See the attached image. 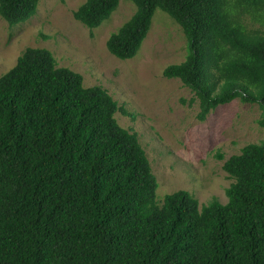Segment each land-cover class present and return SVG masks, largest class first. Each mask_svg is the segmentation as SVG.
Wrapping results in <instances>:
<instances>
[{"label": "trees", "instance_id": "trees-1", "mask_svg": "<svg viewBox=\"0 0 264 264\" xmlns=\"http://www.w3.org/2000/svg\"><path fill=\"white\" fill-rule=\"evenodd\" d=\"M127 1L134 10L104 41L109 54L132 58L159 9L186 44L161 75L191 91L195 118L238 98L256 105L264 132V0ZM37 2L0 0V17L22 23ZM117 4L83 0L71 16L92 29ZM117 111L133 117L44 48H24L0 75V264H264V140L222 162L224 203L199 206L181 189L159 201Z\"/></svg>", "mask_w": 264, "mask_h": 264}, {"label": "rangeland", "instance_id": "rangeland-1", "mask_svg": "<svg viewBox=\"0 0 264 264\" xmlns=\"http://www.w3.org/2000/svg\"><path fill=\"white\" fill-rule=\"evenodd\" d=\"M82 2L38 0L33 16L12 26L0 17V75L24 48L48 50L56 66L79 73L85 87L101 86L133 114L129 118L117 111L113 117L136 133L155 177V199L181 189L199 206L212 199L224 203L232 179L222 162L243 145L264 140L256 105L235 98L198 121L197 101L187 105L191 91L178 79L161 75L166 65L184 58L186 44L179 26L155 9L135 55L120 60L107 52L104 41L132 14L133 4L118 0L109 17L89 29L71 16Z\"/></svg>", "mask_w": 264, "mask_h": 264}]
</instances>
